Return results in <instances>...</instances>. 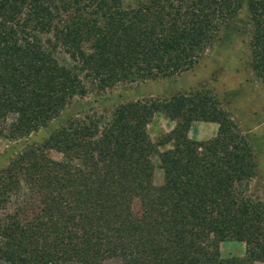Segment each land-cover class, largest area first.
Instances as JSON below:
<instances>
[{"label":"trees","instance_id":"trees-1","mask_svg":"<svg viewBox=\"0 0 264 264\" xmlns=\"http://www.w3.org/2000/svg\"><path fill=\"white\" fill-rule=\"evenodd\" d=\"M242 5L0 0V136L47 127L87 81L104 88L192 69ZM248 7L252 67L264 83V0ZM158 113L177 122L165 151L148 131ZM195 122L217 124L216 136L191 139ZM256 174L249 140L208 93L128 102L107 120L72 118L0 172V264H264ZM232 240L245 244L243 258L222 256Z\"/></svg>","mask_w":264,"mask_h":264},{"label":"rangeland","instance_id":"rangeland-1","mask_svg":"<svg viewBox=\"0 0 264 264\" xmlns=\"http://www.w3.org/2000/svg\"><path fill=\"white\" fill-rule=\"evenodd\" d=\"M250 1L243 0L241 10L223 27L215 42L192 69L104 88L87 81L88 92L84 96L74 97L61 116L47 127L19 140L0 136V172L24 149L40 145L72 118L107 120L117 107L128 102L168 99L178 94L203 92L222 104L249 140L257 162V174L250 184V191L255 198L264 202V83L252 67L254 25L248 7ZM55 55L62 64H69L68 56L62 51H56ZM176 126L177 122L163 113L156 114L152 119L148 131L153 142H162L160 151L172 148L173 142H164V137ZM217 131L218 125L215 123L195 122L188 136L193 140L206 141L214 138ZM49 155L55 160H63L62 154L54 150ZM153 162L154 183L160 186L164 183V175L159 158L154 156ZM221 251L226 259L243 258L246 247L244 243L232 240L222 243Z\"/></svg>","mask_w":264,"mask_h":264}]
</instances>
